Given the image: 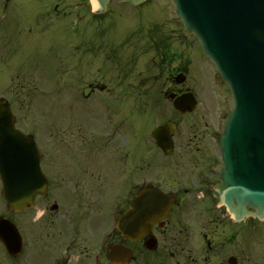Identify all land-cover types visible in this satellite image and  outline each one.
Masks as SVG:
<instances>
[{"label": "flooded vegetation", "instance_id": "flooded-vegetation-1", "mask_svg": "<svg viewBox=\"0 0 264 264\" xmlns=\"http://www.w3.org/2000/svg\"><path fill=\"white\" fill-rule=\"evenodd\" d=\"M11 1L0 0L1 61L12 67L15 57L18 69L30 63L36 72L37 59L34 53L24 57L21 37L36 40L56 25L58 40L44 47L57 59L48 74L53 115L64 108L72 117L78 107L93 120L38 123L26 130L16 116V127L36 142L48 187L32 207L17 212L29 214L17 223L20 250L10 253L0 239V264H116L112 253L119 246L131 250L123 264H264V219L250 214L256 208L247 203L233 216L218 189L224 184L217 170L223 162L218 124L190 123L191 131L183 132L182 123H172L173 146L165 150L153 135L162 123H131L136 106L150 105L153 96L168 101L193 90L189 81L196 84L193 74L199 71L186 57V44L199 50L197 39L185 36L181 24L170 28L173 34L158 27L133 30L115 44L97 24L111 7L95 13L89 0L76 13L70 0L52 1L42 11L32 9L19 25L14 10L8 12ZM88 15L91 25L80 23ZM141 196L170 206L140 238H126L120 218ZM0 203L7 208L1 176Z\"/></svg>", "mask_w": 264, "mask_h": 264}, {"label": "water", "instance_id": "water-1", "mask_svg": "<svg viewBox=\"0 0 264 264\" xmlns=\"http://www.w3.org/2000/svg\"><path fill=\"white\" fill-rule=\"evenodd\" d=\"M120 1L138 4L144 0ZM173 1L184 21V32L198 37L235 98L220 138L225 160L219 167L225 181L219 187L222 201L234 216L247 203L257 209L254 215L264 218V0ZM90 2L93 11L100 13L107 10L110 0ZM174 103L187 112L195 108L197 100L186 94ZM168 123L154 130L157 143L164 149L171 146L172 127ZM0 172L11 210L33 205L36 194L47 189L37 145L33 137L16 128L5 99H0ZM166 206L163 202H145L141 196L122 219L124 235H142ZM0 237L11 252H18L20 235L13 221L0 218ZM130 253L127 247L119 246L114 249L113 260L123 263Z\"/></svg>", "mask_w": 264, "mask_h": 264}, {"label": "rangeland", "instance_id": "rangeland-1", "mask_svg": "<svg viewBox=\"0 0 264 264\" xmlns=\"http://www.w3.org/2000/svg\"><path fill=\"white\" fill-rule=\"evenodd\" d=\"M52 1L55 0H12L9 4L8 12L14 10L13 14H15V17L13 22L22 25L24 17L26 18V15L32 12V9L42 11ZM70 1L74 13L80 12V8L81 10L83 9L81 4L83 0ZM110 7L111 10L97 24L106 30L105 38L113 39L112 41L115 44H119L124 39L122 34H127L133 30L140 31L158 27L170 31L172 26L181 25V19L175 13L171 0H146L138 7L112 0ZM83 11L85 12V10ZM153 16H158V21L147 27V23L153 19ZM110 21L112 23H109ZM82 22L91 25L93 21L88 15L80 23ZM115 24L119 29L116 28ZM28 29H31V26ZM59 30L55 25L47 34L40 35L36 40L32 39L30 42L26 37H21V39H24L22 51L24 57L27 53H34L37 59L38 70L36 72L30 63H26L25 66L18 69L15 57L10 62L14 64L12 67H9V64L2 62L0 59V96L10 100L15 114L19 117L18 125L26 130H32L35 124L38 123H90L93 120L90 118L93 116L87 115L85 112L86 117H89V120L86 119L83 111L78 107L74 109L72 117L64 114V108H56L55 112L59 116L55 117L53 115L54 111H52L51 107L52 97L50 95L52 85L48 74L56 70L57 59L56 55H52L53 52L50 53L48 48L45 50L44 47L46 44L48 46L50 41L58 40ZM111 32L117 33L118 37H111ZM170 33L172 32L170 31ZM35 44L41 47L40 51L33 50ZM191 46L192 44L189 41L186 44V57H191L189 62L191 64L196 63L199 71V73L195 71L193 74L196 84L192 83L193 81L191 80L189 81L197 94L198 105L196 109L190 114L179 115L174 113L175 115H173V108L169 100L167 101L163 96H153L150 105L136 106L131 123H139L146 127L147 124L159 123L164 118L175 119L182 123L183 132L191 131L188 129L190 123H214V125L217 123L218 126H221L227 112L233 105L232 94L210 59L205 56L202 50L200 53V50H197L195 46L194 48ZM3 53V51H0L1 56H3ZM47 63H50L49 68L44 66ZM79 75L80 73L77 74L76 78H73V82L79 81ZM64 98L62 93H58L56 100L63 105ZM139 98L140 101L138 99L137 103L143 100V98ZM140 125H138V130L142 131L143 129ZM43 127H45L43 131H49V125L44 124ZM0 214L9 216L16 223H18L19 219L26 221L29 218V214L19 215L17 212H10L4 203H0Z\"/></svg>", "mask_w": 264, "mask_h": 264}]
</instances>
